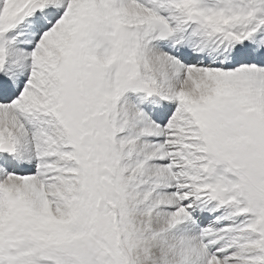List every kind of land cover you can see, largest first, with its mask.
<instances>
[{"label": "snow or ice", "instance_id": "snow-or-ice-1", "mask_svg": "<svg viewBox=\"0 0 264 264\" xmlns=\"http://www.w3.org/2000/svg\"><path fill=\"white\" fill-rule=\"evenodd\" d=\"M0 264H264V0H0Z\"/></svg>", "mask_w": 264, "mask_h": 264}]
</instances>
